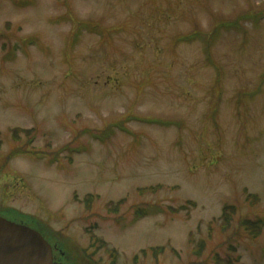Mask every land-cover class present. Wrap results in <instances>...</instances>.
Instances as JSON below:
<instances>
[{
  "label": "rangeland",
  "instance_id": "1",
  "mask_svg": "<svg viewBox=\"0 0 264 264\" xmlns=\"http://www.w3.org/2000/svg\"><path fill=\"white\" fill-rule=\"evenodd\" d=\"M261 10L264 0H0L11 209L74 264L79 250L92 257L82 264H264V85L252 93L264 13L216 28ZM80 21L104 30L74 39ZM103 131L105 143L90 135ZM256 218L250 237L241 224Z\"/></svg>",
  "mask_w": 264,
  "mask_h": 264
},
{
  "label": "water",
  "instance_id": "2",
  "mask_svg": "<svg viewBox=\"0 0 264 264\" xmlns=\"http://www.w3.org/2000/svg\"><path fill=\"white\" fill-rule=\"evenodd\" d=\"M15 214L20 221L0 217V264H74L67 258L66 249L57 248V240L50 244L27 225L30 217Z\"/></svg>",
  "mask_w": 264,
  "mask_h": 264
},
{
  "label": "trees",
  "instance_id": "3",
  "mask_svg": "<svg viewBox=\"0 0 264 264\" xmlns=\"http://www.w3.org/2000/svg\"><path fill=\"white\" fill-rule=\"evenodd\" d=\"M264 11V10H263ZM262 10L261 11H258V12H246V13H242V14H239L236 18H234V20H231L230 21V23H229V21H218V23H217V26H216V28L217 29H219V27L220 28H225V29H232V30H238V31H240V30H244V28L242 27V25H240L241 23V21L240 20H242V21H245L246 20V18H248V20L250 21V20H252V22L253 23H255V24H253V25H259L258 23H260V22H262L263 20H262V16H260V15H262L264 12H263ZM260 16V17H259ZM264 16V15H263ZM261 20V21H260ZM226 25H228V27H226ZM98 28L100 29V31L102 32L104 29L103 28H101V27H97V26H94V25H92V24H90V23H88V22H84V21H80V22H78L77 23V26H76V31L74 32V34H73V38L75 39L80 33L79 32H81L83 29H85V30H87V31H91V32H96V31H98ZM216 29V30H217ZM199 33L201 34V32H193V34H191V35H186V36H179V37H176L174 40H173V42L174 43H188L189 41H193V39L196 37V36H198L199 37ZM214 36V35H213ZM28 42H33L32 41V39H29L28 40ZM210 49V48H209ZM205 50L204 52L207 54V56H208V59H207V61L208 62H211L212 63V65L214 66V63H213V60H212V57H211V54H210V50ZM262 85H264V71H263V73H262V75H260L259 76V80H258V83H257V85H255V87H253L254 88V90H252V93H253V95L255 94L256 95V92L259 90V88H261L262 87ZM252 96V95H251ZM135 121H140L141 123L142 122H144V123H149V124H155V125H159V126H164V124H165V122L164 121H161V120H156L155 118H144V117H136V116H134V118H133ZM121 127V131H123V132H127V130L123 127V126H119V128ZM111 131H103V132H101V134H100V132L99 133H91L90 135H91V137L94 139V140H97V141H99V142H101V143H105V141L109 138V136L111 135ZM31 138V137H30ZM29 138V139H30ZM28 143H30V142H28ZM244 192L246 193V197L248 198V200H249V198H251L252 196L247 192V190L246 189H244ZM88 196H86L85 197V203L86 204H88L89 203V201L90 200H88V198H87ZM155 212H158V211H156L155 209H147V210H142L141 211V213L142 214H145V215H148V214H153V213H155ZM141 213H140V209H137L136 210V216L137 217H139V215H141ZM223 222L225 223V225H223V227L224 228H226V226L228 227L229 225H230V222L229 221H231V218H229L228 217V215H227V212H226V206H224V212H223ZM243 221V220H242ZM262 225H263V220H261V218H256V219H254V220H248V221H244L243 222V224H241V226H242V228H243V230L248 234V235H250V237H256L258 234H259V232H260V230H261V227H262ZM96 240H99V239H96ZM99 244H100V246H101V248H103L104 247V245H105V243L104 242H102V241H100L99 240ZM98 244V245H99ZM96 247V246H95ZM66 249V248H65ZM77 250V249H75V247L74 248H72V250ZM97 250H98V247L96 248ZM79 250V249H78ZM77 250V251H78ZM107 250V249H106ZM164 250V248L163 247H157L156 249H153L152 251H155V252H157V251H160V252H162ZM80 251V258L81 259H78L79 260V264H82V262L84 261V258H85V260H91V256H87V254H86V251H83V250H79ZM108 251V250H107ZM112 252H114L115 253V250L114 251H112ZM141 255H145L146 254V250H141ZM86 254V255H85ZM115 255H116V253H115ZM137 257V256H136ZM75 260V259H74ZM76 261V260H75ZM115 262H116V260H115Z\"/></svg>",
  "mask_w": 264,
  "mask_h": 264
},
{
  "label": "flooded vegetation",
  "instance_id": "4",
  "mask_svg": "<svg viewBox=\"0 0 264 264\" xmlns=\"http://www.w3.org/2000/svg\"><path fill=\"white\" fill-rule=\"evenodd\" d=\"M8 163H9V159H7L6 157H2L0 159V181H3L5 185L3 188H1L2 191H0L1 192L0 194V217H4L9 220L15 217L16 218L15 220L20 221V218L14 216L13 214L17 213V214L22 215L23 213L17 210L11 209V206H10V196H9L10 190H9V186L6 185L7 183L11 184L9 181V177L6 175L7 174L6 170L9 166ZM3 174H5L6 177H4Z\"/></svg>",
  "mask_w": 264,
  "mask_h": 264
},
{
  "label": "bare ground",
  "instance_id": "5",
  "mask_svg": "<svg viewBox=\"0 0 264 264\" xmlns=\"http://www.w3.org/2000/svg\"><path fill=\"white\" fill-rule=\"evenodd\" d=\"M44 237V236H43ZM52 244V243H51Z\"/></svg>",
  "mask_w": 264,
  "mask_h": 264
}]
</instances>
